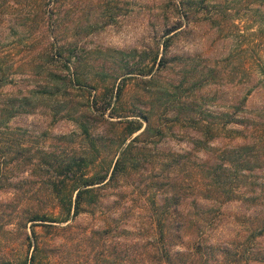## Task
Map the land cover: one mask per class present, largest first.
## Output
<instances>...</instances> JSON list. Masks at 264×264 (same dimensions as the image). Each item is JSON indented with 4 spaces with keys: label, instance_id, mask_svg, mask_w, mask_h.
Wrapping results in <instances>:
<instances>
[{
    "label": "rangeland",
    "instance_id": "1",
    "mask_svg": "<svg viewBox=\"0 0 264 264\" xmlns=\"http://www.w3.org/2000/svg\"><path fill=\"white\" fill-rule=\"evenodd\" d=\"M1 75L30 103L0 128V264H264V0H0ZM148 123L137 169L62 212L46 160L104 173Z\"/></svg>",
    "mask_w": 264,
    "mask_h": 264
},
{
    "label": "trees",
    "instance_id": "2",
    "mask_svg": "<svg viewBox=\"0 0 264 264\" xmlns=\"http://www.w3.org/2000/svg\"><path fill=\"white\" fill-rule=\"evenodd\" d=\"M176 30L177 29H175V31ZM166 46L167 45H165V47ZM40 68L42 73H46L47 85L41 87V90L34 92L36 96L35 98L48 100L56 97L58 92L61 90V88H58L57 85H62L66 77L62 76L59 73L48 70L47 67L42 66ZM7 84L8 83L5 75H1L0 88L4 87ZM48 87H51L49 89H52L53 91H48ZM118 91L119 92L113 96L116 100L120 98V89ZM61 95H63V93ZM29 103L30 99L28 97L17 98L0 93V128L4 126L7 127V123L10 119L16 117L17 115H20L21 113H24V111L27 110L26 108H28ZM104 104H106L105 106L108 107L110 105V102H106ZM238 108L241 110V107ZM223 117L224 114H222L219 119ZM226 117H229V115L226 114ZM235 118L228 119V122L238 123V118H241V120L244 119L243 116L236 119ZM228 122H225L224 125ZM126 124L128 127L132 126L131 129H128L126 131V135L130 137L141 129V125L139 123L137 124V122L129 121ZM82 128L84 132L87 133V126L82 125ZM149 130L150 124L148 123L141 133L134 137L127 145L124 146V148L119 151L114 163L112 162V165L108 169H106L104 173L103 167L102 171H100L95 164H92L90 165L92 168L90 170L91 174L88 175L86 173V168L89 166V163H87L85 159L81 158V156L75 157L73 155V157L69 159H61L60 161H58V159H54L55 161L52 159L46 160V166L48 167V170L51 169V171H46V174H49V186H52V188H57L59 185L67 187L63 180L67 179L72 184L70 189L75 192V199L73 202L71 201V197L70 199L69 197L67 198V194L59 196L58 201H60L61 204L63 203L62 212H64L65 208L64 203L68 199V208L66 209V213L70 214V212L73 210V217L79 215L83 212L85 205L89 206L94 204L96 191L105 189L121 180V178L123 179L128 174L134 172L137 169V164L141 157L138 156L141 150L137 146H135V143H138V141L145 135L147 136L149 134ZM123 133L124 132H122L121 134ZM22 140L23 139L18 138L17 141L12 143V145L7 148L6 151L8 154H13L12 161L19 169L23 168V166H31V158L34 157V155H31V149L22 144ZM91 143L94 144L93 141H91ZM140 148L143 149V147ZM34 153H37V151H35ZM15 199L20 200V198L18 197H15ZM18 220L24 225L30 224L31 226L37 225V223H55V221H53L50 216H48L47 214H42L39 211H26L23 217H20Z\"/></svg>",
    "mask_w": 264,
    "mask_h": 264
}]
</instances>
